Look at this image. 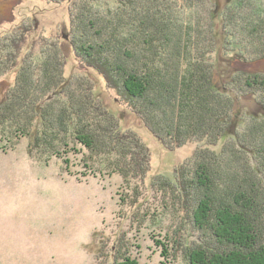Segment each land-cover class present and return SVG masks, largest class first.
<instances>
[{
	"label": "trees",
	"instance_id": "16d2710c",
	"mask_svg": "<svg viewBox=\"0 0 264 264\" xmlns=\"http://www.w3.org/2000/svg\"><path fill=\"white\" fill-rule=\"evenodd\" d=\"M81 1L70 10L75 58L165 149L204 145L173 180L156 175L150 183L168 197L163 210L181 215L180 224L196 235V242H178L184 263L264 264V74L238 69L217 77L219 59L264 61V0H230L222 9L214 0H111L105 9ZM25 37L17 33L0 45V78L17 68L0 101V137L11 148L26 139L27 156L39 161L78 145L88 161L104 158L124 183L145 179L150 160L141 140L120 129L88 80L64 77L66 58L55 44L39 69L19 63ZM246 100L257 114L242 112ZM155 244L166 260L167 246ZM122 248L113 264H138Z\"/></svg>",
	"mask_w": 264,
	"mask_h": 264
},
{
	"label": "rangeland",
	"instance_id": "374dc122",
	"mask_svg": "<svg viewBox=\"0 0 264 264\" xmlns=\"http://www.w3.org/2000/svg\"><path fill=\"white\" fill-rule=\"evenodd\" d=\"M80 1L0 0V45L23 34L18 61L37 69L49 47L58 46L66 58L64 77L92 84L95 96L117 116L120 129L145 145L150 170L145 179L124 183L107 169L104 158L88 161L90 155L78 145L61 158L44 156L39 161L27 156L26 139L11 148L0 137V264H113L119 246L138 264H185L178 242H196V235L180 224L181 215L171 213L169 207L163 210L168 197L151 190L150 183L156 175L173 180V171L204 145L165 149L119 104L103 79L75 58L68 41L70 10ZM229 1L214 0L219 9ZM96 4L103 9L114 6L111 0ZM186 16L192 21L194 14L186 11ZM227 60L218 61V78L228 79L238 69L264 74V61L244 65ZM16 72L13 67L0 78V101L14 84ZM240 105L246 114L259 112L251 100ZM221 145L222 141L212 150L218 152ZM155 241L167 246L166 260Z\"/></svg>",
	"mask_w": 264,
	"mask_h": 264
}]
</instances>
